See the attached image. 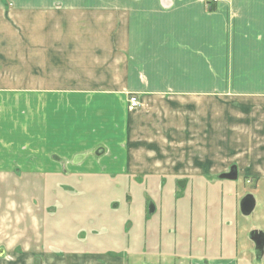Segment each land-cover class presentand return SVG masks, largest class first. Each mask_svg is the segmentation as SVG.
<instances>
[{"label":"crops","instance_id":"crops-1","mask_svg":"<svg viewBox=\"0 0 264 264\" xmlns=\"http://www.w3.org/2000/svg\"><path fill=\"white\" fill-rule=\"evenodd\" d=\"M63 164L156 189L232 166L264 181V0H0V179Z\"/></svg>","mask_w":264,"mask_h":264},{"label":"rangeland","instance_id":"rangeland-1","mask_svg":"<svg viewBox=\"0 0 264 264\" xmlns=\"http://www.w3.org/2000/svg\"><path fill=\"white\" fill-rule=\"evenodd\" d=\"M63 167L56 176L23 171L0 179V249L6 252L0 264H14L18 251L33 255L29 264L37 257L47 264L36 245L44 236L51 252L64 255L58 258L64 264H264L249 238L253 230L264 231V181L244 174L237 180L201 174L184 189L176 181H161L156 189L142 177ZM197 171L189 167L181 175ZM248 194L257 206L245 216L240 203ZM150 201L158 207L153 215ZM86 248L100 257H75Z\"/></svg>","mask_w":264,"mask_h":264},{"label":"water","instance_id":"water-1","mask_svg":"<svg viewBox=\"0 0 264 264\" xmlns=\"http://www.w3.org/2000/svg\"><path fill=\"white\" fill-rule=\"evenodd\" d=\"M101 151H103L101 149ZM99 151V152H101ZM99 154V153H98ZM220 179H227V180H237L238 179V168L236 166H232L230 172L223 173L220 176ZM187 184L186 180H182L178 182V185L181 188H185ZM257 200L253 194H248L242 198L240 203V210L241 213L245 216H250L256 209ZM157 211L156 204L153 201L149 202L148 205V213L150 215L155 214ZM250 240L255 245V257L257 261H262L264 258V231L262 230H253L250 232L249 235ZM5 254V250L3 248L0 249V256ZM37 264H40V260H37Z\"/></svg>","mask_w":264,"mask_h":264},{"label":"built area","instance_id":"built-area-1","mask_svg":"<svg viewBox=\"0 0 264 264\" xmlns=\"http://www.w3.org/2000/svg\"><path fill=\"white\" fill-rule=\"evenodd\" d=\"M219 0H213V2H218ZM141 106V101L139 100V98L136 95H132L129 98V107L130 109H136L138 107Z\"/></svg>","mask_w":264,"mask_h":264},{"label":"flooded vegetation","instance_id":"flooded-vegetation-1","mask_svg":"<svg viewBox=\"0 0 264 264\" xmlns=\"http://www.w3.org/2000/svg\"><path fill=\"white\" fill-rule=\"evenodd\" d=\"M37 260H39V259H37ZM36 264H37V261H36Z\"/></svg>","mask_w":264,"mask_h":264}]
</instances>
